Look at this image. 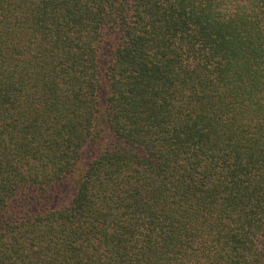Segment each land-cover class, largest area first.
Instances as JSON below:
<instances>
[{"label":"trees","instance_id":"obj_1","mask_svg":"<svg viewBox=\"0 0 264 264\" xmlns=\"http://www.w3.org/2000/svg\"><path fill=\"white\" fill-rule=\"evenodd\" d=\"M0 264H264V0H0Z\"/></svg>","mask_w":264,"mask_h":264}]
</instances>
